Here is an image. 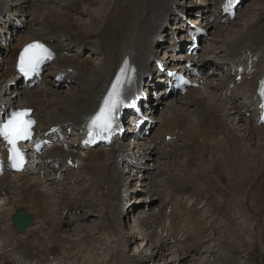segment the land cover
<instances>
[{
	"label": "bare ground",
	"instance_id": "6f19581e",
	"mask_svg": "<svg viewBox=\"0 0 264 264\" xmlns=\"http://www.w3.org/2000/svg\"><path fill=\"white\" fill-rule=\"evenodd\" d=\"M82 1L83 0H70L68 5H71L74 8V6L77 3H81ZM113 1L114 0H101V1L97 0L98 3L101 2V5H99L100 11L99 10L98 11L99 13L101 12V10L104 11V13L102 14L103 16L100 15V17L97 16L96 18H94V20H96V23L91 22L90 24H87V22L84 23L85 21L84 22L80 21L81 27L77 26L79 22L78 20H77L78 21L77 24L76 23L73 24V21H71V16H70L72 15V12L68 10H66L65 12L55 13L51 8V12H54V14H52L51 16L45 19L46 24L48 25L47 32L51 33L53 36H55L56 34H60V33L64 34V36H66V40L70 44L78 45V42H80L81 40L85 42H91L90 41L92 40L91 36L95 35L96 39L98 40V44H99V46L97 47L100 50V54L104 56L103 67L101 68V70L94 69L93 67L88 68L81 64L74 63V61H69L68 64L59 65L60 60H58L55 63V65L51 67L52 69H59V70H62L67 67L73 68L74 71L84 70L85 76L82 78V81H81V83L84 82V86L83 88H81L82 90H80L76 95L68 94L64 99H63V96L55 99L56 104L59 103L58 111L57 113L52 114L51 116L49 115L47 116L48 120L46 121V124H48V127L49 125H52L54 123L63 122V119H62L63 117L68 118V120L70 119L75 120L76 121L75 126H79L83 119V116L85 114L90 113L93 110L94 106L96 105V99L99 96V94L102 92V89L107 83L110 77V74L114 72L119 61L127 54L129 50L133 49L137 51L140 54L141 60L143 62L145 63L149 62L148 60L149 56L151 54H154L153 51L157 47V44L153 43L152 34L154 32L155 33L159 32L160 28L163 27L162 12H165L166 14L173 13L172 10L168 7V4H167L168 0H122L121 2H119L120 0H116L114 5H113ZM204 1L205 0H201L198 4L204 3ZM219 1L220 0H210L209 2L208 1L207 2L205 1V2L208 5H215ZM250 5L252 7L251 14H250V21L256 18L257 19L247 24L245 32L244 30L239 31V30L231 29L233 26L237 24L236 21L231 25V28H230L231 30H229V28H225L221 26L218 27L215 25H211L209 27L210 34L212 35V39L215 40V41L212 40L213 43L215 42V46H217L216 45L217 42L221 40L224 41L223 47L225 46V48L223 49L225 50L221 49L219 46H218V49H220V51L226 52L225 55L227 56H230V55L233 56L235 60L239 59V54L237 53L240 52L243 48L264 45V22L262 21L264 20V18L260 19V17L264 14H262L263 13L262 11L259 12V10L264 9V5L261 7L260 6L258 7L257 5H259V1L253 2L252 0L250 2ZM113 6L114 8L112 9V12H110L107 15L108 10L111 9ZM5 7L7 6L5 5L4 8ZM249 7L250 6H248V8ZM62 8H64L63 5H62ZM177 8L180 9L181 11H184L186 6L178 3ZM253 8L258 9V10H254ZM203 10L204 9H201V11ZM1 14L2 13L0 12V15ZM23 15H25V18H27L26 13H23ZM259 19L260 21H258ZM62 20L64 22H62ZM256 22H260L262 24L260 26H255ZM17 24L18 22L16 21H14L13 23L10 22L9 24H7V21L5 20L4 22L5 26L3 27H8V29L12 31L16 29L15 25ZM23 24H25V22H23ZM28 24H30V21H28ZM3 27L1 26V23H0V30L3 29ZM73 27L77 28V30H74ZM256 27L258 29H256ZM81 28H83L84 30H81ZM86 29L92 30L89 32H93V33H87ZM149 35H151L150 39H148ZM36 38H37L36 34L31 35L27 33V36L24 35L22 43L29 41L31 39H36ZM144 44H147V46L145 47ZM89 46H92V45H89ZM64 51L66 50L61 48V53H64ZM217 53L216 55H219V50ZM143 55L145 56V58H142ZM7 60H11V62L14 63L15 57L14 55H12V51L9 53ZM198 60L200 61L201 59H198ZM138 64L141 65V63H138ZM206 64H208V62H204L201 66L205 67ZM182 67L183 66H180L178 68H182ZM8 77L15 80L14 78L15 73L10 68L9 63H6V59L3 57L2 63H0V92L2 93L4 92L3 89L7 88L8 86V83H7ZM73 78H76V76H74ZM202 81L203 82H201L202 84L199 89L198 88L191 89L190 92L185 97L180 96V97H176V99L169 98V101L167 102V108H168L167 112H164L163 114L158 116L160 120V125L155 131V135L150 137L149 139L145 138L146 140H144V142L139 143V147L141 149L140 153L137 155L139 157V160L141 161L145 160V163H144L145 168L146 167H148L149 169L151 167H153L154 169L156 168V172H154V174L150 178H147L146 180L140 181V178H139L140 176H138L139 184L142 185L141 191L145 193L144 195H147L149 197V200L153 198L154 196H156L155 192L163 193V190H167V189L165 188L163 190H159L160 188L155 186L157 183L156 181L158 180L159 183L161 182L162 184H164L163 185L164 187H169L170 189L174 188L175 191H171L170 189L168 190V193L170 194L172 193V197L183 195L184 193H187V194H189L190 192L195 193L197 190H195L194 188H196L199 185V183L193 186L194 184L192 182H188V180L191 177L190 178H185V177H186V174L188 173L190 174L192 172L191 167H195L198 162L200 161L203 162L207 159V158H204L203 154L199 153L200 150H198L196 147V140L201 139L202 140L201 145L203 148L207 149V152L213 151L212 152L213 154L215 151V146L217 147V150L219 149L221 153V157L216 162V164L222 163L223 168L225 167V169H221L220 172L217 171L218 176H212L211 173L204 175L205 182H207L208 184L209 183L221 184L222 185L221 188H223L222 189L223 191L220 192L221 195L225 198H228V201H230L231 203H234V205L236 206H237V203H240L243 201L241 198L243 194L239 192L248 186H249L248 188H250L251 186L254 185V192L250 196H252L251 201H253V204H255L256 208H254V210H251L250 206L249 205L248 206H249L250 211L252 212L250 214L255 215L256 219L259 218V220H256L257 222L256 225L259 224L260 227H263L264 224L262 222H264V220H261V218L262 217L264 218V208L263 209H259V208H261V206H264V173L262 176H260V173L263 172V168H264V143L257 145L258 148L256 151H253V146H251L250 150L252 149V151L246 152L243 150L244 147H243L242 139L244 137V140L250 139V138L255 140V135L253 134L255 131H259V135H260L259 138L261 140H264V124L261 126H257V128H254L247 119H243L244 116L241 115L240 113L242 107L233 106V105L230 106L231 105L230 98L227 96L226 97L220 96L222 92L218 88V86H214L212 83L207 82V80L205 79ZM42 91H43L42 88L38 90L32 89L26 92L25 95L22 96L21 98L18 96V98L20 99L16 100V102H18L19 104L23 106L34 107L35 108L34 112L39 111L41 115L43 111H48L47 107L45 108L44 105H46L52 99L51 95L45 97ZM37 92H40V93L38 95L34 94ZM162 92L163 90H161L159 94ZM52 102L53 101L51 100L50 103ZM149 102L152 105L151 109L152 108L154 109L156 108V105H158L159 99L154 96H150ZM192 102H194V105H195L192 111L194 113V116L196 115L198 119V124H196L195 122L196 125L192 123V120L188 118L191 115V113H189L190 115L188 114L187 105H189V103L192 104ZM37 116L39 119V126H42L41 118L39 117L38 114ZM228 116H230V118H232L235 121L236 120L239 121L238 123L242 121L246 124L248 122L247 123L248 125L246 124L248 128L244 131L243 137L240 134H239L240 136H238V134L236 135L235 132L232 131V128L229 126L228 122L224 120V117L229 119ZM194 120L196 121V119ZM245 124H240V127L242 128L243 126L245 128L244 126ZM249 126L253 130H251ZM182 129H183L184 141L186 142V144H184L182 147H179L177 150L182 152L181 155L184 154L188 158H196V161H189L188 164H185L184 162L182 164V167L181 169H179V171L181 172L183 169L184 171H182L181 174L179 173V175L185 176L184 181H181L183 179L178 181L180 177L179 178L175 177V178H172L173 180H171L170 178L168 179L169 176L166 177L165 175L164 177H166L167 179H161V178L157 179L156 176L158 174L162 176L161 174L162 172L161 173L159 172L160 169L158 167L161 164H162V168L164 170L166 169L165 172H167V174L168 172H174L170 167H168V165L170 166L172 165V163L159 162L157 155L159 152L161 154V158H168V156L163 151L166 150L165 147L173 146V145L170 143H166L164 144V146H162V144L164 143V139L166 135L168 134V132L177 131L176 134H181ZM222 129H225V132ZM220 134L223 136V140H219ZM154 140L160 141V143L158 144V147L159 148L163 147L164 148L163 151L157 148L158 150L157 152L156 147L152 146ZM211 141L213 142L211 143ZM227 146H229L228 149L226 148ZM71 147H72L71 151H65L63 147H58L56 148V151L54 150L53 153L64 156L65 153L67 152L77 157L79 161L82 163V164L79 163V166H78L79 169L81 171L87 172L86 176L89 177V182H91L92 186L88 185L84 189H78L79 193H77L78 195L80 194V197L83 198L81 202V206L83 208H89L93 206V203L90 201V199H86V197L88 195L95 194V189L102 191V195L107 196L105 192L106 190L110 188L114 180L121 181V183L117 184L113 190L117 189L116 192L121 193L120 197L121 198L123 197L124 200H125V197L127 199V197L129 196L128 195V192H129L128 182H126V186H123V187L119 186L120 184L121 185L123 184V181L125 178L123 176V172H124V168H127V164H128V161L125 158V155L128 152V150L123 149L124 147H126L124 144H121L119 146H113L108 151L93 150L89 153H85L86 155L84 158H83L84 156L83 153H80L78 149L74 148L73 146ZM130 147H134V146H130ZM171 150L168 151L167 153L175 154V152H171ZM53 153H51V155ZM88 154L90 155V158L88 157ZM82 158H83V161H82ZM86 160H88V162L85 164ZM175 161L176 163H182V162H179V159H176ZM104 162H108V163L104 165L103 164ZM47 169H48V166L38 169L39 173H43V172L46 173L44 176L40 174L37 177H33V176H30L29 173H26V174L5 175V176H13L12 178L10 177L6 178L5 176L0 177V199L2 198V196H7V199L5 200V202H8L10 200L11 195L17 194L19 196V198L15 200L12 210L4 212L1 219L9 220V222L11 223L13 212L24 209L28 211V213L31 214V209L35 208L37 213H40V209L44 207L43 209L46 211V213H43L42 215L43 224L45 223V221H48V223L46 222L45 224L50 225L54 220L55 221L58 220V222L55 223L56 224L55 228H54V224L52 223L51 236H53L54 238L62 237L61 234H59V231L60 229H62V227H68V225H70L71 218L69 216H73L72 211L74 210L77 211V208L74 205L77 199L73 201V203L70 204L65 199V194L61 192V188L64 186L65 182L57 181L56 178L53 175H51L50 172L47 173L48 172ZM201 169L202 171L211 170V166L207 164L205 166H202ZM217 169L219 170V167ZM69 170H72V169H69ZM90 170H92L95 173L94 177L91 176ZM232 171H234V173H232ZM226 172L227 174L229 173L231 175V179L230 177L228 178L227 175H225ZM147 173H149V171ZM191 174L193 175L194 173H191ZM15 177H18V178H15ZM79 177L80 175H77V178ZM93 179H94V182H93ZM134 179H136V177L130 178V180H134ZM220 179L222 181H220ZM228 179H230V181L233 180V182L231 181L227 187L224 185V183ZM186 182L188 183L184 185V183ZM94 183H97V186ZM3 185H8L10 187V190L6 193H3L2 192ZM74 186L77 188L79 184L78 183L76 185L71 184V186L68 189L69 190L73 189ZM213 186L215 185L213 184ZM229 187H230V190L228 191L227 189ZM206 188L208 187H205L203 189V192L205 191L208 192L207 193V196H208L210 195V190H206ZM113 190H109L106 193L113 195L112 193ZM200 191L201 189L199 190L198 194L195 193L197 196L200 195L201 198L199 199V201L204 200V195H206L205 193L200 192ZM233 193H235L234 195L235 197L231 198L230 196ZM248 193H249V190L247 191L246 194ZM144 195H141V196H144ZM140 198L142 199L143 197H140ZM124 200L123 202H121L122 205L124 204ZM193 201L197 202L198 198L193 199ZM210 203L213 206L212 214H214L213 216V219L215 220L214 224L219 225V223L225 219L226 220L225 223L227 225V233L231 232L228 227L232 225V222L234 224L238 223L239 224L238 227L240 229L246 227V226H243V224L241 225L236 220V218L234 220L233 217H230L231 214H229L228 216V211L231 208H232L231 210H234L233 207H229L228 204H225L222 207L218 208L219 213H217V208L215 204L213 203V201H210ZM28 204L32 206V208L25 207ZM206 205L209 207V205L207 204V201H206ZM143 207L144 206H141V208ZM165 207H166V203L164 204L163 209L160 213L155 211V212L146 214L145 211H141V210L139 212L137 211L138 212L137 215L136 214L133 215V218H134L133 223L135 224L133 229H138L140 233H142L143 235H141L138 232L137 236H133L134 238L129 236L130 239H134L135 241H137L138 238L142 236H144V238H146L148 241L153 239L154 237L152 234L153 227L156 224L159 225V227H161L160 224H162L163 221L165 220V219L160 220V217ZM59 209H62L65 211L64 217L62 218L63 220L57 219L55 217V214L58 212ZM179 210H180V217L178 220H181V217L184 216V220L193 221L194 212L190 210V208L188 207L187 201H185L184 204L182 203L180 196H179ZM195 210L197 211L198 214L195 217L196 220L193 221L191 225H192L193 230L199 229V231H196V233H194L193 235L194 238L192 240L196 242L194 243L193 246H196L197 244H199L200 242H198L197 239L199 237L204 238L207 232L203 228L204 223L200 218L198 209L195 208ZM235 211L237 210L235 209ZM118 213H119L120 218L119 217L116 218L115 220H113V222L115 221L118 222V225L120 226L121 229L117 230L115 228L116 227L115 223L112 224L111 227L109 228L113 230V233L116 234V236H119L116 246H118L119 249L124 250V248H127L128 241L130 240L127 239L124 241L120 239V234H121L122 227H123L121 217L124 214H126L125 216L129 215V209L126 211L122 209V206H121ZM208 213H211V212L208 211ZM236 214H240L241 217H245L246 212L244 213L237 212ZM83 215H84V212L81 213L80 216L76 218H82ZM216 215L218 216L222 215L224 219L221 218V220L219 219L216 220L215 218ZM245 218L247 219V221L252 220L248 218L247 216ZM106 223H107V220H106ZM251 223L253 227L254 223L253 222ZM48 227L49 226H47L45 230L48 229ZM32 230L33 229H29L28 231L32 232ZM43 230L44 229H42V231ZM48 230H50V228ZM106 230L108 229L106 228ZM162 231L165 232V230L163 229ZM33 234L35 235L36 232L34 231ZM223 234L224 233H222L220 236H223ZM195 235L197 237H195ZM157 237H158L157 242L155 243V246L152 247V250L146 249L145 252L142 251V257L138 259L135 258L136 259L134 261L135 263L142 264L147 259H149V261L151 262L158 263V261L159 262L162 261L164 262V264H191L190 263L191 256L188 255L189 254L188 249H193V246L190 248L181 247L180 249H178L177 247H179V244H177L172 238L169 237L168 238L169 241H168L167 238L163 239L159 237L158 234H157ZM47 239L50 241V243L54 244L52 247L53 249L56 246L55 244H58V243L61 244L60 241L55 243L54 239L52 240V238L50 237H47ZM217 239L218 238H213L212 240H217ZM91 240H93V237H91L88 234V236H86L83 239V243L84 242L90 243ZM262 240H264V238H262ZM21 242H24L27 244V242L25 241H21ZM21 242H20V246L24 250V248H26L27 245ZM206 243H207L206 239H204V241L200 243V245L205 246ZM173 248H176V249L170 251ZM209 250L212 253L213 250L208 249V251ZM169 251H170L169 255L172 254L173 256H172L171 262L168 263V261L166 260V254ZM198 251L197 253H199ZM28 252L32 257L34 255H40L39 252H35L32 249L27 250V253ZM193 252L195 251L193 250ZM130 258L125 257L123 252L118 251V264H129L131 262ZM194 260H197V259H194ZM209 263L211 264V261ZM0 264H11L10 259L8 258L0 259ZM195 264H198V263H195Z\"/></svg>",
	"mask_w": 264,
	"mask_h": 264
},
{
	"label": "rangeland",
	"instance_id": "374dc122",
	"mask_svg": "<svg viewBox=\"0 0 264 264\" xmlns=\"http://www.w3.org/2000/svg\"><path fill=\"white\" fill-rule=\"evenodd\" d=\"M191 1L194 2V3H199L201 0H191ZM252 1L253 2H256V1L258 2L259 1V5H257L258 7L259 6L261 7V6L264 5V0H252ZM93 2H96L97 4L94 6V5H92ZM192 2H190V4H192ZM250 2H248L249 5L246 3L247 7L242 12L243 14L239 18V20H237V24L235 26H233L232 28H231V25L230 26H225V28H229V30H231V29L239 30V31L244 30V32H245L247 24L257 19L256 18V19H253L252 21H250V14H251V10H252ZM0 3H1L0 4L1 9H3L4 6L6 5L7 6V7H5L6 9H10L11 13H13V15L15 17L19 18V20L22 23L25 22V27L23 28L25 33H27V32L30 33L31 31L38 32L41 28H44L46 26L45 19L48 18L49 16H51L52 14H54V12L55 13L65 12V10H63L60 7V5H58V4L51 5V4H48L47 1H40V2L32 1V3H28L25 0H0ZM99 5H101V2H100ZM248 6H250V7L248 8ZM69 7H71L74 10V8L71 5H68V8ZM51 8H52V10L54 12H51ZM81 9H82L81 12L75 13L74 15H70L71 16V21H73V24H75V23L77 24V22L79 21L77 26L81 25L80 21H82V22L85 21L84 23L87 22V24H90L91 22L96 23V20H94V18H96L97 16L100 17V15L103 16L102 14L104 13V11H102V10L100 12L101 14L99 13L100 10H99V7H98L97 0H83ZM253 9L254 10H258V9H255V8H253ZM263 10L261 9V10H259V12L262 11L263 12L262 14H264ZM68 11H71V9L69 8ZM110 12H112V9L108 10L107 15ZM23 13H26V17L27 18H25V15H23ZM262 18H264V15H262L260 17V19H262ZM260 19L258 21H260ZM49 20H51V19H49ZM49 20H47V21H49ZM28 21H30V24H28ZM262 21L264 22V20H262ZM62 22H64V21L62 20ZM262 23L256 22V25L255 24L254 25L255 26H260ZM73 28H74V30H77V28H75V27H73ZM249 28H251V27H249ZM256 29H258V28L256 27ZM81 30H84V29L81 28ZM86 31H87V33H93V32H89V31H92L90 29H86ZM93 40H95V39H93ZM213 41H215V40H213ZM213 44L215 45V42ZM216 45H217V46H215V47H217L216 51L213 52V53H210L211 57H209V58L215 59L216 61L217 60L220 61L222 59V57L224 56L225 52L220 51V49H218V46L221 49L225 48V46L223 47L224 41L221 40V41L217 42ZM218 50H219V55H216ZM223 50H225V49H223ZM202 53L203 52H201V54ZM94 60H95V64L93 65V68H101V63H100L99 59H97L96 56H94ZM210 77L212 78L213 75H211ZM208 82L212 83L211 80H209ZM212 84L214 85V83H212ZM83 86H84V82L81 83L80 86L78 85V86H72V88H69V89L55 90L52 87V85L46 84L45 85V89L43 91L47 92V93H51L53 95L52 99H51L53 102L50 103L51 102V100H50L46 105H44L45 108L47 107L48 111H43L42 112L43 116H46V115L47 116L48 115L51 116L52 114L57 113L59 103L56 104V100H55L56 98H59V97L63 96V99H64L68 94L76 95L80 90H82L81 88H83ZM14 89H15L14 87L12 89L11 88L10 89H6V90L3 89L4 90V95L6 97H12L11 94H13V90ZM14 94H16V93H14ZM18 96H20V98H21V95H18ZM20 98H17L16 100H19ZM168 101L169 100H164L163 103H161V107H159L158 111H157V115L158 116H160L164 112H167V110H168L167 102ZM189 105H187V108H188L187 111H188V114L191 113L192 116L189 114L190 116L188 118L190 120H192V123L195 124V122H196V124H198L197 116L195 115L196 116V118H195L194 113L192 111V109H194V107H195L194 102H192V104L189 103ZM193 118L196 119V121ZM228 118L229 119L224 117V120L226 122H228L229 126L232 128V131L235 132L236 135L238 134V136L241 135L243 137L244 131L248 128L247 127V125H248L247 123L248 122L246 123L247 124L246 125L242 121L240 123H238L239 121L233 120L232 118H230V116H228ZM240 124H245L244 125L245 128L243 126L241 128ZM249 128L251 130H253L250 126H249ZM222 130L225 132V129H222ZM253 135H255V140H253L251 138L244 140V137L242 139L243 147H244L243 150L246 151V152H248V151L251 152L252 151V149L250 150L251 146H253V151H256L257 148H258L257 145H260V144L264 143V140H261L259 138V136H260L259 135V131H255ZM219 140H223V136L221 134L219 135ZM212 142L213 141H211V143ZM258 142H259V144H258ZM184 144H186V142L184 141V138L181 137V139L178 142V144L176 145V147L177 148L178 147H182ZM226 148L228 149L229 146H227ZM246 148H247V150H246ZM202 152L203 151H199V153L203 154L204 158H207V159L205 161H203V162L199 160L200 162L197 163V165H196L197 167L195 166L194 169L191 168V170H192L191 173H194L195 176H194V174L192 175L191 173L190 174L189 173L186 174V177L179 175V173L181 174V172L184 171V169L181 172L179 171V169H181V167H182V164L184 162H185V164H187L188 161L190 160V158L186 157L184 154L181 155L182 152H180V153H178L176 155H178V156L181 155V157L179 158V162H182V163H176L175 160L174 161L159 160V162L172 163V165H170V166L168 165V167H170L174 172H168V174H167V172H165L166 169L164 170L162 168V164H161L158 167L160 169L159 172L160 173L162 172L161 173L162 176H160V174H158L156 176L157 179H159V178L167 179L166 177L169 176L168 179L170 178L171 180H173L172 178H175V177L179 178L180 177V179L178 181H180L181 179H183L181 181H184V177L185 178H190L191 177L188 180V182H192L194 184L193 186H195V185H197V183H199V185L196 188H194L195 190H197L195 192L196 194H198L200 189H201L200 192H203V189L205 187H208V188H206V190H210V195H208V196H207L208 192L205 191L203 193L206 194V195H204V200L208 201L207 204L210 207V212L211 213H212L213 206L211 205L210 201H213V203L215 204V206L217 208V213H219L218 212V208L219 207H222L223 205L228 204L229 207H233L234 208V210H231L232 209L231 208L228 211V216H229V214H233L234 217L236 218V220L241 225L243 224V226H246V227L240 229L238 227L239 226L238 223L234 224L232 222V225L228 227L231 232L227 233V225H226L225 221H223L221 223L222 226L217 230L216 235L214 236V233L212 232L211 238L206 243V245L202 246L201 249H197V251L200 250V251H198L199 253H197V251H196V252L192 253V255H190L191 256V258H190L191 262L190 263L191 264H195V263H198V264H210L209 262L211 261V264H264V240H262V238H264V226L260 227L259 224L256 225V223H257L256 220H259V218L256 219L255 215L250 214V213H252L250 211V209L254 210V208H256L255 204H253V201H251V197L252 196H250L254 192V185L251 186L250 188H248L249 187L248 186V187L242 189V191H240L239 193L243 194L242 197H241L243 201L240 202V203H237V206L234 205V203H231L230 201H228V198H225V197H223L221 195L220 192L223 191L222 190L223 188H221L222 187L221 184H215V183H209L208 184L204 180V175H207L208 173H211L212 176H218L217 175V171L220 172L221 169H225V167L223 168L222 163L216 164V162L221 157V153H220L219 149L217 150V147L215 146V151H214L213 154H212L213 151L208 152V154L207 153H202ZM199 153H197V154H199ZM88 157L90 158L89 154H88ZM194 160H196V158H194ZM197 160H198V158H197ZM107 163L108 162H104L103 164L105 165ZM157 164H159V163H157ZM199 164H201V165H199ZM207 164H209V166H211V170L202 171V169H201L202 166H205ZM215 166H216V168H215ZM218 167H219V170L217 169ZM154 172H156V168L154 169L153 167H151V171H150L149 175L152 176L154 174ZM170 173H172V174H170ZM232 173H234V171H232ZM263 173H264V168H263V172L260 173V176H262ZM40 174L43 175V176L45 175L44 172L43 173H39V172L37 173L36 172V173L30 174V176L37 177ZM90 174H91L92 177L95 176V173L92 170H90ZM164 175L166 177H164ZM225 175H227V177L228 178L230 177V179H231V175L229 173L227 174V172H226ZM230 179L225 181V183H224L225 186L228 187L230 182L231 181L233 182V180L230 181ZM220 181H222V180L220 179ZM93 182H94V179H93ZM156 182L157 183H156L155 186H157L158 184H162L161 182L159 183L158 180ZM188 182L184 183V185H186ZM83 183H84V185H89L88 182H84L83 181ZM119 183H121V181L114 180L112 182L110 188L107 190V192L109 190H113L115 188V186L117 184H119ZM94 184L97 186V183H94ZM131 184H132L133 188L139 192V193H137L135 195L132 203L136 204L135 206H139V207L145 205L144 204L145 203V197L142 196L143 198L139 199V196L144 195V193L141 191L142 187L139 184L138 179L131 180ZM213 184L215 186H213ZM163 185L164 184H162V186ZM119 186L120 187L126 186V183L125 184L123 183L122 185L120 184ZM165 188L168 189L169 187H162L159 190H163ZM62 190H63V188H61V192H62ZM170 190L171 191H175L174 188H172ZM227 190L229 191L230 187ZM248 190H249V193L246 194ZM120 194L121 193H119V192H116L115 194L113 193L114 198L117 199L120 196ZM184 194H187V193H184ZM234 195H235V193H233L230 197L234 198L235 197ZM71 196H74V194H71ZM163 196H165V195H163ZM179 196H181V195H179ZM166 197L168 198V196H166ZM198 197H200V196H198ZM107 198L108 199H104L102 197V194L99 193V194H96L95 197H93V200H95V201L97 200V201H100V202H107L109 204H112V203L114 204L115 203V202H113V200L110 197L107 196ZM166 199L161 198V199L156 200L155 202L157 204L159 203L160 205H162L163 202ZM125 200H127L126 197H125ZM184 202H185V200L182 201L183 204H184ZM44 203H45V201H44ZM198 203H200V201H197V202L194 201V204L191 205V206L197 208L196 205ZM248 205L250 206V209H249ZM191 206H188V207L191 209ZM25 207H27V208L31 207L32 208V206H30L29 204L27 206H25ZM12 208H8L7 211L12 210ZM43 208L40 209V214L42 213L41 215H43V213H46V211ZM204 208L206 210H208V206H205ZM263 208H264V206H261V208H259V209H263ZM235 209L237 211H235ZM133 210L134 209H132V211ZM31 211H33L34 213H37L35 208H32ZM83 212L84 211H75V210L72 211L73 216H69L71 218L70 225H68V227H62V229H60V231H59V234H61L62 237H55L54 238L53 236H51L52 223L54 224V228H55V225H56L55 223H57L58 220L57 221L54 220L50 225L45 224L46 222L48 223V221H45L44 224L42 223L43 227L41 226V230L40 229L39 230H35V232H36L35 235H36L37 238H39V242H41V246H39V245H37V246L40 249H47L48 246H49V249L50 248L53 249L52 247H53L54 244L50 243V241L47 239V237H50V238H52V240L54 239L55 243L58 242V241L61 242V244L60 243L55 244V245H58V248H60L61 250L66 252V250L72 248L70 250L72 252H75V253L78 254L77 256L80 257L82 264H118V251L123 252L124 256L127 257V258L131 257L130 258L131 262L129 264H137L134 261L136 259L142 257V251L145 252L146 249L152 250V247L155 246V243L157 242V239H158L157 236H154L153 239H151L149 241L146 238H144V236L139 237L137 241H135L134 239H130V237L137 236L138 232L140 233V231L138 229H133V227H134L133 215L126 217L125 216L126 214H124L122 216V217H125V218L123 219V222H122L123 223V227H122V231H121V234H120V239L124 240V241L128 239L130 241H128L127 248H124V250L123 249H119L118 246H116L117 245L116 243H117V241L119 239V236H116V234L113 233V230L110 229L109 227H111V225L115 223L116 224L115 228L117 230H119L121 228L118 225V222H116V221L113 222V220L110 219L112 221L111 222L106 217L102 205L101 206H97L95 211L94 210H89L88 212H84V215L82 216V218H76V217H79L80 214L83 213ZM231 212H234V213H231ZM237 212H242V213L246 212L245 217L247 216L248 218H250L252 220L251 221H247V219L245 217H241L240 214H236ZM64 214H65V211L62 210V209H59L58 212L55 214V217L57 219H62L64 217ZM206 216H208V215H206ZM118 217L120 218L119 213H118V216H116V218H118ZM230 217H232V216H230ZM7 218H8V216H7ZM219 218L224 219V217L222 215H219ZM105 219L107 220V223H106ZM261 220H264V218L262 217ZM251 222L254 223L253 227H252V223ZM262 223L264 224V222H262ZM47 226H49L48 229L50 228V230H48V229L45 230V228H47ZM62 226H64V225H62ZM38 228H40V227H38ZM106 228L109 231L106 230ZM42 229H44V230L42 231ZM222 233H224L223 236H220ZM88 234L91 237H93L94 241L91 240L90 243H86V242L83 243V239L86 236H88ZM110 234H112V235H110ZM140 234L143 235L142 233H140ZM62 238H63V240H62ZM161 238H163V237H161ZM213 238H218V239L217 240H212ZM56 239H57V241H56ZM21 243L26 244L24 242H21ZM50 245H52V246H50ZM116 248H118V249H116ZM208 249L213 250L212 253H211L210 250L208 251ZM172 250H174V249H171L170 251H172ZM37 251L40 252L39 250H37ZM170 251L167 252V254H166V260L168 261V263L171 262V259H172V256H173L172 254L169 255ZM145 259H146V257H145ZM194 259H197L199 261L194 260ZM142 264H164V262H162V261L159 262L158 261V263H156V262H151V261H149V259H147Z\"/></svg>",
	"mask_w": 264,
	"mask_h": 264
},
{
	"label": "snow or ice",
	"instance_id": "6c2138e0",
	"mask_svg": "<svg viewBox=\"0 0 264 264\" xmlns=\"http://www.w3.org/2000/svg\"><path fill=\"white\" fill-rule=\"evenodd\" d=\"M53 52L43 43L35 41L26 45L19 57V71L25 76L38 74L41 64L52 59ZM135 69L130 68L125 62L111 85L98 110L90 117L87 125L88 139L85 144L94 142L97 139L110 137L116 125V117L121 107H129L124 98V85L130 82L129 73ZM175 75V74H172ZM182 83H188L180 77ZM180 86V85H177ZM260 95L264 97V87ZM264 107V105H261ZM35 120L31 116V109L13 111L5 121L0 122V138L8 145V161L12 168L20 170L25 163L24 151L19 146L22 141L30 140ZM4 161L0 160V171H3Z\"/></svg>",
	"mask_w": 264,
	"mask_h": 264
},
{
	"label": "water",
	"instance_id": "95a60500",
	"mask_svg": "<svg viewBox=\"0 0 264 264\" xmlns=\"http://www.w3.org/2000/svg\"><path fill=\"white\" fill-rule=\"evenodd\" d=\"M17 218H24V215L22 213H18ZM19 230H23V226Z\"/></svg>",
	"mask_w": 264,
	"mask_h": 264
}]
</instances>
